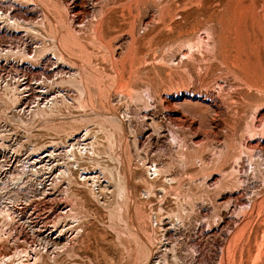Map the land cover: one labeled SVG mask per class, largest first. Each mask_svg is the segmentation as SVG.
Segmentation results:
<instances>
[{
	"label": "rangeland",
	"instance_id": "obj_1",
	"mask_svg": "<svg viewBox=\"0 0 264 264\" xmlns=\"http://www.w3.org/2000/svg\"><path fill=\"white\" fill-rule=\"evenodd\" d=\"M4 10L1 117L54 158L0 218V257L26 242V264H264V0Z\"/></svg>",
	"mask_w": 264,
	"mask_h": 264
},
{
	"label": "bare ground",
	"instance_id": "obj_2",
	"mask_svg": "<svg viewBox=\"0 0 264 264\" xmlns=\"http://www.w3.org/2000/svg\"><path fill=\"white\" fill-rule=\"evenodd\" d=\"M6 12H7V11H6ZM6 12H5V10H4V12H1V13H0V19H1L3 22H7V23L10 22L9 24L13 23L16 19H15V20H12L13 17H12V15H11V13L9 14V13L7 12V13H8V14H7ZM15 14H17V13H15ZM21 15H22V13L20 14V16H21ZM24 15H25V14H24ZM13 16H14V15H13ZM15 16H16V15H15ZM21 17H23V15H22ZM25 17H27V15H26ZM25 17H23V18H25ZM17 18H18V17H17ZM21 19H22V18H21ZM17 20H18V19H17ZM17 20H16V21H17ZM22 20H23V19H22ZM25 20H26V18H25ZM12 21H13V22H12ZM23 22H26V21H23ZM15 23H16V22H15ZM20 23H21V22H20ZM9 24H8V25H9ZM25 24H26V23H25ZM16 25H18V24H15V26H16ZM13 27H14V26H13ZM18 27H19V26H18ZM0 28H1V27H0ZM4 31H5V30H4ZM16 32H17V31H16ZM12 34H13V33H12ZM0 36H1V35H0ZM14 36H15V35H14ZM12 38H13V37H12ZM12 47H13V46H12ZM12 47H11V48H12ZM0 48H1V47H0ZM15 48H16V47H15ZM24 48H25V47H24ZM6 49H7V48H6ZM21 49H22V48H21ZM3 50H4V49H3ZM23 50H24V49H23ZM4 51H5V50H4ZM29 51H30V50H29ZM7 52H8V51H7ZM12 52H14V51H12ZM17 52L19 53V51H17ZM24 52H26V50H25ZM21 53H23V51H22ZM30 53H31V52H30ZM30 53H28V54H30ZM5 54H6V53H5ZM5 54H4V55H5ZM14 54H15V53H14ZM24 54H25V53H24ZM0 55H1V54H0ZM7 55H8V54H7ZM38 55H39V54H38ZM1 56H3V53H2ZM8 56H9V55H8ZM15 56H16V55H15ZM26 56H27V55H26ZM11 57H12V56H11ZM29 57H30V56H29ZM29 57H28V58H29ZM14 58H15V57H14ZM4 59H5V58H4ZM15 59H16V58H15ZM31 59H32V58H31ZM23 61H24V60H23ZM24 62H26V59H25ZM26 63H27V62H26ZM17 64H18V63H17ZM33 64H34V63H33ZM43 65H44V64H43ZM26 67H27V66H26ZM0 68H1V67H0ZM3 68H4V67H3ZM23 68H24V67H23ZM29 68H30V67H29ZM29 68H28V69H29ZM39 68H40V67H39ZM4 69H5V68H4ZM24 69H25V68H24ZM33 69H34V68H33ZM33 69H32V71H34ZM42 69H43V68H42ZM19 70H20V69H19ZM19 70H18V71H19ZM48 70H49V69H48ZM52 70H53V69H52ZM0 71H1V70H0ZM27 71H28V70H27ZM37 71H38V70H37ZM20 72H21V70H20ZM29 72H30V71H29ZM39 72H40V71H39ZM41 72H42V71H41ZM50 72H52V71H50ZM18 73H19V72H18ZM22 73H23V72H22ZM35 73H36V72H34V74H35ZM42 73H43V72H42ZM45 73H46V71H45ZM24 74H25V73H24ZM28 74H29V73H28ZM25 75H26V74H25ZM31 75H32V74H31ZM38 75H39V74H38ZM45 75H46V74H45ZM45 75H44V76H45ZM34 76L36 77V74H35ZM48 76H50V75H48ZM37 77H38V76H37ZM45 77H46V76H45ZM45 77H44V78H45ZM40 78H42V76H41ZM50 78H51V77H50ZM21 79H22V78H21ZM30 79H31V78H30ZM30 79H29V80H30ZM33 79H34V78H33ZM33 79H32V80H33ZM18 80H19V79H18ZM32 80H31V81H32ZM38 80H39V79H38ZM45 80L48 81L47 79H45ZM34 81H35V80H34ZM40 81H41V80H40ZM43 81H44V80H43ZM43 81H41V83H42ZM46 81H44L43 83H46ZM15 82H16V81H15ZM18 82H19V81H18ZM18 82H17V84H18ZM48 82H49V81H48ZM19 83H20V82H19ZM30 83H31V82H30ZM32 83H33V82H32ZM13 84H14V83H13ZM20 84H21V83H20ZM39 84H40V83H38V85H39ZM22 85H23V84H22ZM36 85H37V84H36ZM41 85H44V84H40V86H41ZM16 86H17V85H16ZM27 86H28V84H27ZM27 86H26V87H27ZM6 87H8V86H6ZM6 87H5V88H6ZM18 87H19V86H18ZM23 87H24V86H23ZM36 87H37V86H36ZM11 88H12V87H11ZM13 88H14V87H13ZM13 88H12V89H13ZM29 88H30V85H29ZM12 89H10L11 92H12ZM26 89H27V88H26ZM26 89H25V90H26ZM30 89H31V88H30ZM22 90H24V89H22ZM22 90H21V91H22ZM28 91H29V90H28ZM15 92H17V90L14 91V94H15ZM23 92H24V91H23ZM39 92H40V91H39ZM43 92H44V91H43ZM22 94H23V93H22ZM32 94L34 95V93H32ZM16 95H18V94H16ZM19 95H20V94H19ZM29 95H30V94H29ZM13 96H14V95H13ZM25 96H26V95H25ZM15 97H16V96H15ZM23 97H24V96H23ZM17 98H18V97H17ZM19 98H22V97L20 96ZM15 99H16V98H15ZM28 99H29V98H28ZM30 99H31V98H30ZM33 99H34V98H33ZM23 100H24V99H23ZM11 101H12V100H11ZM19 101H20V100H19ZM19 101H17V103H18ZM14 102H15V100H14ZM14 104H15V103H14ZM24 104H25V103H24ZM0 105H1V104H0ZM15 105H16V104H15ZM15 105H14V106H15ZM3 106L5 107V104L2 105V107H3ZM7 106H8V105H7ZM14 106H12V107H14ZM38 106H39V103H38ZM35 107H36V106H35ZM25 108H26V107H25ZM6 110H7V109H6ZM12 110H13V109H12ZM24 111H25V110H24ZM37 113H38V112H37ZM20 118H21V117H20ZM20 118H19V119H20ZM8 119H10V118H8ZM13 119H14V118H13ZM11 120H12V119H11ZM16 120H17V119H16ZM16 120H15V121H16ZM21 120L23 121V119H21ZM25 120H26V119H25ZM31 120H32V119H31ZM27 121H28V120H27ZM27 123H28V122H27ZM17 125H18V124H17ZM20 125H21V122H20ZM22 129H23L24 131H26L24 128H22ZM25 134H27V133H25ZM29 134H30V133H29ZM29 134H28V135H29ZM31 134H32V133H31ZM86 134H87V133H86ZM84 135H85V134H84ZM85 136H86V135H85ZM86 137H87V136H86ZM86 137H84V138H86ZM31 138H32V136H31ZM31 138H30V136H27V142L30 143L31 145H33ZM33 138H34V137H33ZM35 138H36V137H35ZM74 138H75V137H74ZM77 138H78V137H77ZM79 138H80L79 140H77V141L75 140L76 142L74 141V143H71V144H72L71 149H70L71 152H69L70 154H68V157L73 156L76 160H77V158H76V156H75L76 150H78V151H79V149L82 150L81 148L83 147V146L80 147V145H81V142H80V141H81V137H79ZM82 138H83V137H82ZM73 140H74V139H73ZM82 140H84V139H82ZM85 140H86V139H85ZM56 141H57V140H56ZM51 143H52V142H51ZM59 143H60V146H61V142H59ZM258 143H259V142H257V144H258ZM82 144H83V143H82ZM87 144H88V143H87ZM253 144H254V143H253ZM253 144H252V147H253ZM255 144H256V143H255ZM48 145H49V144H48ZM51 145H52V144H51ZM54 146H55V144H54ZM64 146H65V145H64ZM254 146H255V145H254ZM58 147H59V146H58ZM45 148H46V147H45ZM65 148H66V146H65ZM78 148H79V149H78ZM37 149H39L38 145H37V147L34 146V148L32 149V152H31L27 157H24V158H22V155H18V156H21V157L19 158V163H20L22 166H24L25 169H28V170L30 171V172H29L28 170H25V171H24L25 174H27V173L29 172V173L32 174V176H35V175H33V174H35L36 172H39L38 170H40L39 167H36L37 163L40 162V161H41V163H42V161H43V160H46V159H47V160H51V158L53 157V156H51V155H53V153L50 154V153H48V152H47L48 154L45 155V156L42 157V158L37 157V156H38L37 153L39 152V151L36 152ZM41 149H42V148H41ZM43 149H44V148H43ZM55 149H56V148H55ZM86 149H87V148H86ZM60 150H62V149H60ZM44 151H45V150H44ZM44 151H43V152H44ZM63 151H64V150H63ZM78 151H77V152H78ZM51 152H52V151H51ZM59 152H60V151H59ZM59 152H58V153H59ZM39 153H40V152H39ZM58 153H56V154H58ZM67 153H68V152H67ZM67 153H66V154H67ZM56 154H55L54 156H56ZM60 154H61V153H60ZM63 154H64V153H63ZM64 155H65V154H64ZM58 156H60V155H58ZM49 157H50V158H49ZM62 157H63V156H62ZM68 157H67V158H68ZM53 158H54V157H53ZM53 158H52V159H53ZM56 158H57V156H56ZM58 158H59V157H58ZM64 158L67 159L66 157H64ZM64 158H62V159H64ZM70 158H71V157H70ZM68 159H69V158H68ZM55 160H56V159H55ZM57 161H58V160H57ZM66 161H67V160H66ZM62 162H63V161H62ZM64 162H65V161H64ZM64 162H63V163H64ZM75 162H76V161H75ZM48 163H49V162H48ZM71 163H72V162H71ZM77 163H78V162H77ZM50 164H51V163H50ZM52 164H53V163H52ZM56 164H57V163H56V161H55V164H54V165H56ZM59 164H60V162H59ZM73 164H74V163H73ZM73 164H72V165H73ZM46 165H47V164H46ZM48 165H49V164H48ZM54 165H52V166H54ZM60 165H61V164H60ZM62 165H63V164H62ZM66 165H67V164H66ZM37 166H38V165H37ZM50 166H51V165H50ZM69 166H70V165H69ZM69 166H68V169H69V171H70V167H69ZM73 166H74V165H73ZM54 167H56V166H54ZM63 167H65V166H63ZM66 167H67V166H66ZM66 167H65V168H66ZM37 168H38V169H37ZM40 168H41V166H40ZM47 168H48V167H47ZM50 168H51V167H50ZM44 169H45V168H44ZM44 169H43V170H44ZM48 169H49V168H48ZM52 169H53V167H52ZM52 169H51V170H52ZM66 169H67V168H66ZM88 169H89V168H88ZM156 169H157V168H156ZM41 170H42V169H41ZM41 170H40V171H41ZM45 170H47V169H45ZM61 170H62V169H61ZM61 170H60V171H61ZM72 170H73V169H72ZM85 170H86V169H85ZM62 171H64V170H62ZM62 171H61V172H62ZM69 171H68V172H69ZM79 171H80V170H79ZM89 171H90V170H89ZM41 172L43 173V171H41ZM51 172H52V171H50V173H51ZM66 172H67V171H66ZM68 172H67V173H68ZM86 172H87V171H86ZM91 172H93V171H91ZM109 172H110V171H109ZM113 172H114V171H113ZM53 173H54V172H53ZM70 173H71V172H70ZM64 174H65V171H64ZM88 174H90V173H88ZM36 175H37V174H36ZM41 175H42V174H41ZM52 175H53V174H52ZM86 175H87V174H86ZM45 177H46V176H45ZM110 177H111V175H110ZM19 178H20V179H24L23 176L21 175V176H19V177L16 176V177H15V180L18 181ZM28 178H29V177H28ZM30 178H31V177H30ZM37 178H38V177H37ZM49 178H50V177H49ZM55 178H56V177L54 176V179H55ZM84 178H85V177H84ZM56 179H57V178H56ZM56 179H55V180H56ZM58 179H59V178H58ZM63 179H64V178H63ZM90 179H91V178H90ZM117 179H118V178H117ZM129 179H130V178H129ZM129 179H127V180L130 181ZM13 180H14V179H13ZM32 180H33V179H32ZM40 180H41V179H40ZM42 180H43V179H42ZM52 180H53V179H52ZM98 180H99L98 177H96V176H92L93 184H94L95 186H97V188H98V190H99V187H100V186H99ZM46 181H47V180H46ZM113 181H114V180H113ZM24 182H25V181H24ZM39 182H40V181H39ZM41 182H43V181H41ZM48 182H49V181H48ZM54 182H55V184H57L58 180H57V182H56V181H54ZM54 182H53V183H54ZM99 182H100V181H99ZM116 182H117V181H116ZM45 183H46V182H45ZM51 183H52V182H50V184H51ZM124 183H125V184H124ZM43 184H44V183H43ZM50 184H49V186H50ZM55 184H52V185H55ZM41 185H42V184H41ZM58 186H59V185H58ZM115 186H116V189H117V191H118L119 193H122V192H120V191H123V193H124L125 190L127 189V187L129 186V184H128V182H122V181H121V182H117ZM44 187H45V185H44ZM48 188H50V187H48ZM52 188H53V187H52ZM52 188H51V189H52ZM57 188H58V187H57ZM57 188H55V189H57ZM103 188H104V187H101V189H103ZM105 188H106V187H105ZM92 189H93V188H92ZM92 189H91V190H92ZM130 189H131V188H130ZM44 190H45V189H44ZM49 191H50V190H49ZM51 191L53 192V190H51ZM131 191H132V190H131ZM52 192H51V193H52ZM55 193H56V192H55ZM44 194H45V193H44ZM47 194H48V192H47ZM45 195H46V194H45ZM53 195H54V194H53ZM126 195H127V194H126ZM51 197H52V196H51ZM54 198H55V196H54ZM18 199H19V198H18ZM52 199H53V198H52ZM45 200H46V198H45ZM50 200H51V198H50ZM50 200H48V201H50ZM53 200H54V199H53ZM22 201H23V200H21L20 202H22ZM17 202H18V200H17ZM40 202H41V201H40ZM45 202H46V201H45ZM55 202H56V201H55ZM241 202H242V201H241ZM50 203H52V201H51ZM58 203H59V202H58ZM16 204H17V203H16ZM16 204H14V205H16ZM36 204H38V203H36ZM36 204H35V205H36ZM43 204H44V203H43ZM45 204H46V203H45ZM60 204H61V203H60ZM256 206H257V205H256ZM14 207H18V206L16 205V206H14ZM254 207H255V206H254ZM27 208H29V207H27ZM58 208H59V207H58ZM15 209H16V208H15ZM17 209H18V208H17ZM50 209H51V207H50ZM9 210H10V209H9ZM35 210H37V208H36ZM44 210H45V209H44ZM12 211H13V209H12ZM12 211H10V212H12ZM15 211H16V210H15ZM45 211H46V210H45ZM45 211H44V213H46ZM52 211L54 212L53 209H52ZM25 212H26V211H25ZM64 212H65V211H64ZM252 212H253V211H252ZM12 213H13V212H12ZM31 213H32V211H31ZM38 213H39V212H38ZM41 213H42V212H41ZM51 213H52V212H51ZM66 213H67V211H66ZM9 214H10V213H7V217H8ZM49 214H50V213H49ZM13 215H14V214H13ZM13 215L11 216V214H10L9 216L12 218V217H14ZM29 215H30V214H29ZM46 215H47V213H46ZM57 215H59V214H57ZM57 215H56V216H57ZM35 216H36V215H35ZM38 216H39V215H38ZM47 216H48V215H47ZM49 216H51V215H49ZM29 217H30V216H29ZM31 217H32V215H31ZM4 218H6V217H4ZM4 218H3V219H4ZM8 218H9V217H8ZM11 218H9V219H11ZM49 218H50V217H49ZM49 218H48V219H49ZM65 218H66V217H65ZM65 218H64V219H65ZM3 219H2V220H3ZM9 219H8V220H9ZM12 219L14 220L15 218H12ZM12 219H11V220H12ZM31 219H32V218H31ZM52 219H53V218H52ZM60 219H61V218H60ZM64 219H63V220H64ZM0 220H1V219H0ZM6 220H7V219H6ZM29 220H30V219H29ZM39 220H40V219H39ZM41 220H42V219H41ZM43 220H44V219H43ZM46 220H47V217H46ZM4 221H5V219H4ZM37 221H38V217H37ZM13 222H14V221H13ZM25 223H26V222H25ZM36 223H37V222H36ZM20 225H21V224H20ZM30 225H31V224H30ZM33 225H34V224H33ZM2 226H3V225H2ZM24 226H25V225H24ZM8 228H9V227H8ZM44 228H45V227H44ZM5 232H6V231H5ZM5 234H6V233H5ZM2 235H3V234H2ZM2 235L0 236V238L3 237ZM7 241H10V240H7ZM7 241H6V243H7ZM15 241H16V240H15ZM16 242H17V241H16ZM24 243H26V242H24ZM24 243H18V242H17V243H15V245L13 244L11 247H9V245H7L9 248H12V247L14 248V250L12 251V254H11V255H9V253H11V252H10L11 250H10V251H7V249H9V248H8V247H7V248H6V247H3V249L6 248L5 251H6L7 253L5 252V253H3V255L1 254L2 257H0V264H26V263H25V260H28V259H29L28 257L31 256L29 252H31V251L28 250V249H29L28 247H27L28 249L26 248V246H25L26 244H24ZM1 250H2V249H1ZM30 250H32V249H30ZM3 251H4V250H3ZM34 254H36V253H34ZM39 254H40V251H39ZM36 255H37V254H36ZM32 256H33V255H32ZM32 256H31V257H32ZM35 257H36V256H35ZM37 258H38V257H37ZM37 258H36V259H37ZM28 261H29V260H28ZM32 262H33V263H34V262L36 263L35 260L32 261ZM28 263H29V262H28ZM30 263H31V262H30ZM30 263H29V264H30ZM31 264H32V263H31Z\"/></svg>",
	"mask_w": 264,
	"mask_h": 264
},
{
	"label": "built area",
	"instance_id": "obj_3",
	"mask_svg": "<svg viewBox=\"0 0 264 264\" xmlns=\"http://www.w3.org/2000/svg\"><path fill=\"white\" fill-rule=\"evenodd\" d=\"M8 118H2L0 114V218L9 213L8 209L14 207L18 200V191L23 184V179L17 181L15 177H25V168L19 163V158L27 157L36 142L32 140L33 145L27 142V135L21 129L16 128ZM41 155V156H40ZM37 157H44L40 154ZM30 172V171H29ZM14 179V180H13ZM9 207V208H8ZM21 218L24 217L22 214Z\"/></svg>",
	"mask_w": 264,
	"mask_h": 264
}]
</instances>
